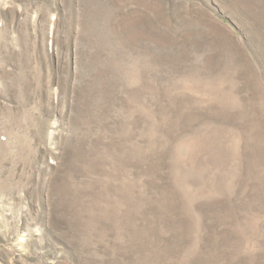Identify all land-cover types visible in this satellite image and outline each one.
I'll list each match as a JSON object with an SVG mask.
<instances>
[{"label":"rangeland","instance_id":"1","mask_svg":"<svg viewBox=\"0 0 264 264\" xmlns=\"http://www.w3.org/2000/svg\"><path fill=\"white\" fill-rule=\"evenodd\" d=\"M0 264H264V0H0Z\"/></svg>","mask_w":264,"mask_h":264}]
</instances>
